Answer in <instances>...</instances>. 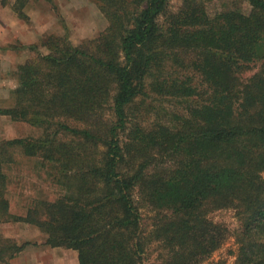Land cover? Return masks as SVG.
Wrapping results in <instances>:
<instances>
[{
    "label": "trees",
    "instance_id": "trees-1",
    "mask_svg": "<svg viewBox=\"0 0 264 264\" xmlns=\"http://www.w3.org/2000/svg\"><path fill=\"white\" fill-rule=\"evenodd\" d=\"M27 1L12 5L25 22ZM170 1L96 0L108 26L89 42L0 47L32 54L13 67L0 116L41 130L0 142V264L28 245L2 235L9 223L36 227L78 264H141L153 244L157 264H198L229 237L213 210L238 222L234 264H264V0H232L213 16L211 0H180L175 12ZM149 94L171 100L168 124L134 120ZM16 153L59 190L24 216L6 196Z\"/></svg>",
    "mask_w": 264,
    "mask_h": 264
},
{
    "label": "rangeland",
    "instance_id": "rangeland-1",
    "mask_svg": "<svg viewBox=\"0 0 264 264\" xmlns=\"http://www.w3.org/2000/svg\"><path fill=\"white\" fill-rule=\"evenodd\" d=\"M1 1V0H0ZM3 7L8 8L9 15L5 22L18 34L26 43L18 38L11 40L8 44L0 45H29L39 43L45 35H66L74 45L89 42L95 39L108 26V21L100 12L96 0H28L23 7V12L28 17V21L20 20L12 10L15 0H6ZM180 0L170 1L169 10L175 12L180 6ZM232 0H211L206 3V9L210 16L232 7ZM244 13H248L249 6L241 5ZM3 20V21H4ZM28 40V41H27ZM31 41V43H29ZM45 54V49H40ZM32 56L26 51H12L0 49V108L9 107L12 104L10 93L16 87L17 82L13 74V64L15 61H26ZM259 65L252 66L251 70L243 74L242 78H248L258 71ZM136 111L134 120L143 127H150L156 123L168 124L171 119V111L174 107L171 100L149 94L147 97L135 100ZM107 119L112 121V116L108 110ZM41 130L27 123H14L7 117H0V142L16 138H38ZM6 196L9 203V212L12 215L24 216L31 203L37 200L53 201L59 194L46 175V170L40 166L36 158H25L19 154H14V163L7 169ZM264 176V175H263ZM148 215L144 214V217ZM209 219L216 224L224 226L229 237L226 242L206 260L198 264H234L236 245L234 244V232L238 228V222L234 217L233 210L211 211ZM145 223H148L144 220ZM29 228L26 224L9 223L1 226V233L4 237L15 240L18 244H23L29 238ZM28 237V238H27ZM161 254L160 247L153 244L148 247L146 255L141 264H157ZM17 254L7 264L18 262ZM159 262V261H158Z\"/></svg>",
    "mask_w": 264,
    "mask_h": 264
},
{
    "label": "crops",
    "instance_id": "crops-1",
    "mask_svg": "<svg viewBox=\"0 0 264 264\" xmlns=\"http://www.w3.org/2000/svg\"><path fill=\"white\" fill-rule=\"evenodd\" d=\"M8 11V8L0 5V45L8 44L11 40H15V38L26 43V41L16 34L13 28L11 29L9 24L5 22L4 19L9 15ZM29 43H31V41ZM12 63L21 64L22 61H15ZM26 225L30 227L28 230L30 236L23 242L28 245L18 254V262L15 264H78L76 251L63 248H52L45 245V235L36 227L28 224Z\"/></svg>",
    "mask_w": 264,
    "mask_h": 264
}]
</instances>
